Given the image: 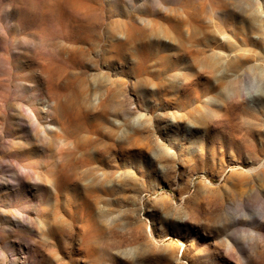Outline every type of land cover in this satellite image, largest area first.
Segmentation results:
<instances>
[{
    "label": "rangeland",
    "instance_id": "rangeland-1",
    "mask_svg": "<svg viewBox=\"0 0 264 264\" xmlns=\"http://www.w3.org/2000/svg\"><path fill=\"white\" fill-rule=\"evenodd\" d=\"M0 264H264V0H0Z\"/></svg>",
    "mask_w": 264,
    "mask_h": 264
}]
</instances>
